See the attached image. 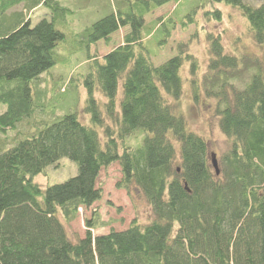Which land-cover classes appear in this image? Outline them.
<instances>
[{
    "label": "trees",
    "instance_id": "obj_1",
    "mask_svg": "<svg viewBox=\"0 0 264 264\" xmlns=\"http://www.w3.org/2000/svg\"><path fill=\"white\" fill-rule=\"evenodd\" d=\"M64 1L0 0V264H264V64L227 54L220 35L209 34L210 57L201 81L186 44L154 65L147 37L162 29L166 43L176 23L169 16L146 26L144 16L171 0L121 2L122 9L111 10L77 37L87 48L125 31L122 42L101 58L96 49L87 58L85 112L93 125L62 110L48 115L46 104L55 95L50 91L44 99L37 89L36 103L31 84L56 63L66 41L57 27L64 28L74 11ZM67 2L77 7L76 0ZM208 2L238 9L253 41L264 49V0L256 6L247 0ZM19 5L29 13L44 7L47 18L32 26L25 12L8 14ZM204 15L207 22L222 20L218 9ZM184 61L190 62L195 99L202 88L216 102L219 129L228 142L219 156L187 128L182 115ZM65 88L61 85L59 93ZM97 88L106 99L104 116L94 96ZM139 130L146 135L131 144ZM62 157L76 164L77 174L41 189L34 177ZM113 164L121 175L116 187L140 193L152 218L95 234L109 225L93 206L103 196L100 174ZM79 210H90V216L84 218V236L72 240L65 224L76 220Z\"/></svg>",
    "mask_w": 264,
    "mask_h": 264
},
{
    "label": "rangeland",
    "instance_id": "obj_2",
    "mask_svg": "<svg viewBox=\"0 0 264 264\" xmlns=\"http://www.w3.org/2000/svg\"><path fill=\"white\" fill-rule=\"evenodd\" d=\"M130 1L132 4L136 0H76L77 9L64 1L65 6L74 10L68 14L67 23L64 28L59 25L57 28L66 35V43L61 42L56 63L40 75L38 83H32V95L36 103L39 102L37 89L44 94V99H48L49 92L54 99L47 102L46 113L54 114L55 111L63 113H75L78 120L87 126H92L91 117L85 112L86 91L84 89V79L91 68L86 63L88 56H92L97 50V56L101 58L114 46L122 42L124 30H119L112 35L108 43L98 42L94 46L87 47L77 38L86 28L102 17L110 13L111 10L121 8V2ZM253 6L258 5L259 0H247ZM218 9L221 11L222 20L220 22L206 21L205 12ZM25 12L23 5L14 7L8 14L14 12ZM25 16L31 18V25H36L42 18H47V11L44 7H39L33 11L25 12ZM171 17L176 23L171 28L169 39L164 40L165 32L162 29L154 30L146 39L147 51L150 54L154 65H159L164 60L177 53L179 43L186 44V50L196 59L198 71L196 78L201 81L208 64L209 41L208 35H220L223 47L227 54L236 58L242 56L254 57L264 64V49L257 45L249 33V26L246 19L236 8L224 3L211 4L208 0H171L154 12L144 16L146 26L155 24L161 17L168 19ZM189 23L183 27L182 23ZM166 28L171 26V22L165 23ZM57 26V25H56ZM153 28V27H150ZM145 34H149V27L145 28ZM65 44V46H64ZM180 76L183 79V91L180 99V108L187 124V128L200 136L208 143L211 152L221 155L228 147L225 136L219 129V118L216 116V102L214 99L204 95L202 88L198 97H194V84L190 73V62L184 61L180 69ZM61 85H65L66 92L59 93ZM37 87V88H36ZM61 88H64L63 86ZM99 109L104 116L106 102L105 97L97 88L94 92ZM121 98V88L117 92V112L120 118L119 101ZM58 113V112H57ZM99 136L102 138V130L96 126ZM136 134L139 137L132 139V143H140L145 132L139 130ZM8 138L13 134L8 131ZM215 156V155H214ZM77 174L76 164L68 157H62L55 164L44 169L43 173L34 177V181L41 189L47 185L62 183ZM120 169L118 164H113L103 170L100 174L98 185L102 190V198L93 207L99 208L100 215L105 222H109L107 227L95 231V234L108 233L110 229L121 231L127 229L132 221L144 225L152 218V210L145 198L138 192L118 189L116 184L120 179ZM90 216V210H79V217L65 224L68 236L72 240L81 238L85 234L84 218ZM59 218L61 215L59 214Z\"/></svg>",
    "mask_w": 264,
    "mask_h": 264
},
{
    "label": "water",
    "instance_id": "obj_3",
    "mask_svg": "<svg viewBox=\"0 0 264 264\" xmlns=\"http://www.w3.org/2000/svg\"><path fill=\"white\" fill-rule=\"evenodd\" d=\"M216 158L214 156V154L212 155V164H213V167L214 169L216 170V174H218V170H217V163H216Z\"/></svg>",
    "mask_w": 264,
    "mask_h": 264
},
{
    "label": "crops",
    "instance_id": "obj_4",
    "mask_svg": "<svg viewBox=\"0 0 264 264\" xmlns=\"http://www.w3.org/2000/svg\"><path fill=\"white\" fill-rule=\"evenodd\" d=\"M77 9V7H75ZM74 11V10H73ZM75 12V11H74Z\"/></svg>",
    "mask_w": 264,
    "mask_h": 264
}]
</instances>
